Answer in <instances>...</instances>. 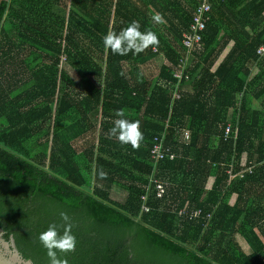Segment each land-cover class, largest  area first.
Instances as JSON below:
<instances>
[{"label": "trees", "instance_id": "obj_1", "mask_svg": "<svg viewBox=\"0 0 264 264\" xmlns=\"http://www.w3.org/2000/svg\"><path fill=\"white\" fill-rule=\"evenodd\" d=\"M141 1L146 11L129 0L2 1L3 237L35 264H49L40 234L49 225L62 234L66 223L76 245L56 252L67 264H264V0H212L181 81L174 67L202 0ZM131 21L157 43L113 54L103 37ZM118 109L139 121L135 147L109 132ZM177 128L190 131L188 142ZM166 132L175 157L155 164L154 137ZM153 180L166 185L162 198Z\"/></svg>", "mask_w": 264, "mask_h": 264}, {"label": "clouds", "instance_id": "obj_2", "mask_svg": "<svg viewBox=\"0 0 264 264\" xmlns=\"http://www.w3.org/2000/svg\"><path fill=\"white\" fill-rule=\"evenodd\" d=\"M154 19L161 20V16L157 14ZM105 48L110 49L113 54L125 55L132 52L133 55L142 52L148 45L157 43V36L151 32H141L136 21H131L126 27L121 29L119 33L109 31L103 37ZM119 119H116L114 126L109 130L110 134L115 135L121 142L132 146H136L142 139L143 134L139 128V121L123 118V109L116 112ZM63 221H69L70 217L65 212H60ZM70 224H65L62 234L58 233L55 225L49 227L40 234V240L47 249L49 264H67L65 259L57 256L56 250L70 251L76 245V238L70 232Z\"/></svg>", "mask_w": 264, "mask_h": 264}, {"label": "built area", "instance_id": "obj_3", "mask_svg": "<svg viewBox=\"0 0 264 264\" xmlns=\"http://www.w3.org/2000/svg\"><path fill=\"white\" fill-rule=\"evenodd\" d=\"M211 1L212 0H202L199 5H197L194 9V16L192 19V22L190 23L189 29L183 34L182 43L185 46L187 53L184 58L179 59L177 67H174L173 75L175 78H177L178 81L181 80H189L190 76L184 72L187 57L189 56L188 53H192L195 51V49L200 45L202 41L203 31L206 28V22L208 20L207 14L211 11ZM258 54L260 56H264V45L259 47ZM66 62V56L64 55L61 59V65H63ZM179 84V83H178ZM174 99L180 98V94L178 90L176 89L173 95ZM232 131V123L228 122L225 128V137L227 138ZM176 135H179L180 141L188 142L191 138L190 131L188 129H182L177 128L175 131ZM166 137L167 132L163 135H157L154 137L153 145L151 148V159L157 164L160 160L165 159L166 157H169L170 159H173L175 157V154L172 153L171 148L167 146L166 144ZM251 167L249 168V171H251ZM245 170H242L241 172H244ZM229 173L231 170L228 171ZM231 177H233V174L230 173ZM154 182V188L157 198H162L164 194L166 193V185L159 181V180H153ZM148 200V194L142 196V211L147 212L150 210V207L146 204V201ZM188 214L187 211H181L180 214ZM202 214V211L200 209L194 210L189 213L190 217H199ZM207 217H210V214L207 215Z\"/></svg>", "mask_w": 264, "mask_h": 264}, {"label": "water", "instance_id": "obj_4", "mask_svg": "<svg viewBox=\"0 0 264 264\" xmlns=\"http://www.w3.org/2000/svg\"><path fill=\"white\" fill-rule=\"evenodd\" d=\"M3 0H0V5ZM4 231L0 229V264H35L25 259L17 249L13 236L7 241L3 237Z\"/></svg>", "mask_w": 264, "mask_h": 264}, {"label": "crops", "instance_id": "obj_5", "mask_svg": "<svg viewBox=\"0 0 264 264\" xmlns=\"http://www.w3.org/2000/svg\"><path fill=\"white\" fill-rule=\"evenodd\" d=\"M131 1L134 5H136L137 7H139L141 10L146 11V5L141 1V0H129ZM144 6V7H142ZM234 45L233 41H230V43L226 46L225 50L222 52L221 56L219 57L215 68L223 61V59L228 55V53L230 52V50L232 49ZM66 63V62H65ZM64 63V64H65ZM63 64V65H64ZM62 65V66H63ZM65 68V67H64ZM67 70V72L70 74V76H72L76 81H80V78L78 76V74L75 72L74 69H72L70 66L67 65V67L65 68ZM258 71V69L255 68L254 72L256 73ZM264 101V98H261L258 101V106L260 107V109H262L261 107L264 106V104L262 105V102ZM237 195H234L231 199V203L234 204L236 201ZM239 241L241 243V245L245 248H247V243L245 241V239L243 238H239Z\"/></svg>", "mask_w": 264, "mask_h": 264}, {"label": "rangeland", "instance_id": "obj_6", "mask_svg": "<svg viewBox=\"0 0 264 264\" xmlns=\"http://www.w3.org/2000/svg\"><path fill=\"white\" fill-rule=\"evenodd\" d=\"M142 7H144V6H142ZM151 63H148L147 65H145V72L148 74V75H155L156 73H157V70H158V68H157V63H156V65L155 64H153V65H150ZM65 68L67 67V64L65 63L64 65H63ZM120 194H118V196H119Z\"/></svg>", "mask_w": 264, "mask_h": 264}]
</instances>
